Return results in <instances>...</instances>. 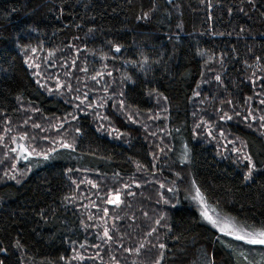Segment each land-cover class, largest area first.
<instances>
[{"label": "trees", "instance_id": "1", "mask_svg": "<svg viewBox=\"0 0 264 264\" xmlns=\"http://www.w3.org/2000/svg\"><path fill=\"white\" fill-rule=\"evenodd\" d=\"M197 192L264 229V0H0V264H264Z\"/></svg>", "mask_w": 264, "mask_h": 264}, {"label": "rangeland", "instance_id": "2", "mask_svg": "<svg viewBox=\"0 0 264 264\" xmlns=\"http://www.w3.org/2000/svg\"><path fill=\"white\" fill-rule=\"evenodd\" d=\"M196 115H197V120L195 122L196 130H199L200 128V130H205L208 134H210L212 132L211 123L204 118H199V113ZM160 138L162 139V137ZM16 146L19 152L21 151V153L23 151L30 152L28 147L21 141H18L16 143ZM241 152L244 155V150L239 148V153ZM145 185L147 184H142L140 182L131 180L130 184H126L125 186L122 187V190L113 192L109 195L108 203L110 204L107 207H105L103 210H101V213L99 214L100 218L97 219L100 222H102V224L99 223L98 226H102V234L105 238L109 240L114 238L117 244L123 245V240L121 239V237L126 234H124L123 231L124 225H122L121 222H125L127 227L128 226L131 227L129 225L130 222L129 218L131 216L134 217L137 215V214L125 215L126 211H125V207L123 206L124 200L126 198L125 196L130 197L133 200V203L135 204L134 195L136 194V192L140 191ZM193 197L195 201L198 203L199 208L201 209L200 211L203 218L208 223H210L209 220L206 219L204 215V213L207 212L208 216H211L213 220L217 221L215 225H213L212 223L210 224L213 227H215L220 232V234H223L229 237L230 239L236 241L238 245L243 248L251 249L252 247L259 245V244H249L247 243V240L253 238H261L259 234L262 231H264V229H255V228L244 227L242 225H239L234 221H232V219H230L229 217L220 214L215 210L209 209L203 197H202L203 203L200 202V199L195 198L197 197V194H195ZM117 198H118V202H117ZM129 212L130 211L126 213L128 214ZM221 229L224 230L222 231ZM237 236H243L245 239L243 240L237 239L236 238ZM127 251L129 253H132L131 248L125 247L123 248V253L121 255L127 254Z\"/></svg>", "mask_w": 264, "mask_h": 264}, {"label": "snow or ice", "instance_id": "3", "mask_svg": "<svg viewBox=\"0 0 264 264\" xmlns=\"http://www.w3.org/2000/svg\"><path fill=\"white\" fill-rule=\"evenodd\" d=\"M117 51H119V49H117ZM195 198L200 199V202L203 203V198L199 192H197V197H195ZM117 202H118V198H117ZM204 215H205V218L208 219L209 222L212 223L213 225H215L217 223V221L213 220L211 216H208L207 212H205ZM221 230L223 231L224 229H221ZM259 235L261 238L249 239V240H247V243L264 245V231H262ZM236 238L240 239V240L245 239L243 236H237Z\"/></svg>", "mask_w": 264, "mask_h": 264}]
</instances>
